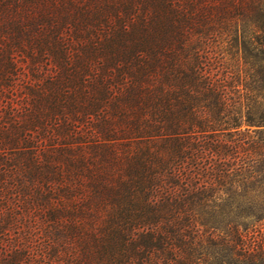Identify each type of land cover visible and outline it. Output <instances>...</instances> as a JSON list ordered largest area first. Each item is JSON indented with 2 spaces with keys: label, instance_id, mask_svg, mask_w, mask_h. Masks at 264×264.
Masks as SVG:
<instances>
[{
  "label": "trees",
  "instance_id": "1",
  "mask_svg": "<svg viewBox=\"0 0 264 264\" xmlns=\"http://www.w3.org/2000/svg\"><path fill=\"white\" fill-rule=\"evenodd\" d=\"M18 222L50 263L264 264V0H0Z\"/></svg>",
  "mask_w": 264,
  "mask_h": 264
},
{
  "label": "rangeland",
  "instance_id": "2",
  "mask_svg": "<svg viewBox=\"0 0 264 264\" xmlns=\"http://www.w3.org/2000/svg\"><path fill=\"white\" fill-rule=\"evenodd\" d=\"M25 226L27 225L18 222L0 234V255H8V257L12 254L19 255L22 259L19 264H56L55 260H51L52 263H50L46 257L40 255L39 246L44 242L43 236H40L41 229L33 225L29 235Z\"/></svg>",
  "mask_w": 264,
  "mask_h": 264
}]
</instances>
